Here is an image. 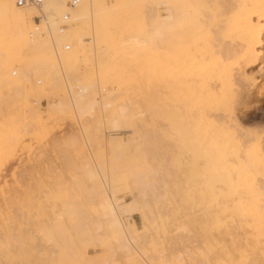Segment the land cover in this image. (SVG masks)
<instances>
[{
	"label": "rangeland",
	"instance_id": "obj_1",
	"mask_svg": "<svg viewBox=\"0 0 264 264\" xmlns=\"http://www.w3.org/2000/svg\"><path fill=\"white\" fill-rule=\"evenodd\" d=\"M107 2L113 5L115 0ZM212 4L217 5L216 22L199 25L217 34L214 33L219 38L217 50L223 51L230 45V39L233 40L230 32L241 1L214 0ZM167 6L166 0H148L142 8L146 12L155 8L158 14L166 15ZM201 12L194 6L190 9L191 15L206 18L207 12L204 11L205 15ZM31 31L32 27L28 32ZM82 38L91 56L89 60H80L79 70L93 72L88 74L93 75L97 84L98 113L102 119H108L102 124L103 150H98L82 131L83 125L72 104V97L79 92L78 84L59 64L54 73L60 84L54 92L42 99L34 93H24L29 94L30 108L42 114L40 122L26 111L17 93L0 76V136L6 140L0 145V264H132L128 254L121 253L125 249L123 243H118L108 231V216L94 194L86 161L72 144L77 134L84 142L88 140L89 145L84 144L90 161L104 177L102 186L123 207L120 211L123 224L137 233L138 241L128 242L130 247L126 250L132 247L131 250L142 254L139 257L148 261L145 264H202L207 239L223 235L217 228L220 219L225 223L223 229L232 234L226 237H233L234 231L238 239L264 237V222L258 227L250 217L242 218L230 210L223 212L219 189L206 190V162L201 157L203 144L197 129L189 122L184 95L200 83L204 68L216 67L214 61L198 57L191 64L186 43L177 49L173 47L175 44L167 43L153 51L154 56L142 75L125 68L119 80L106 85L97 73L94 48L97 44L91 18ZM46 39L57 58L51 41ZM56 40L59 52H64L59 38ZM260 49L262 59L247 70L250 74H256L264 64V43ZM30 60L31 56H24L14 62L9 67V75L20 78ZM29 81L38 87L45 84L44 78L37 74L31 75ZM257 96L237 117L242 130L261 132L264 149V94L258 92ZM102 101L111 102L112 107L103 112ZM123 106L127 108V115L114 130L110 118H119L125 111ZM161 108L165 110L160 112ZM112 142L117 144L114 151L109 148ZM133 175L136 178L141 175L138 179L141 182ZM42 229L61 232L50 239L43 236ZM57 235L62 236L61 241ZM211 263L217 264L215 260Z\"/></svg>",
	"mask_w": 264,
	"mask_h": 264
},
{
	"label": "bare ground",
	"instance_id": "obj_2",
	"mask_svg": "<svg viewBox=\"0 0 264 264\" xmlns=\"http://www.w3.org/2000/svg\"><path fill=\"white\" fill-rule=\"evenodd\" d=\"M166 1L169 6L166 11L168 13L160 15L155 8H151L147 12L142 8L148 0H115L113 5H109L107 0H80L75 9L67 7V0H49L45 5V12L48 14L54 30L57 27V17L66 12H69L71 16L69 33L60 36L59 42L69 41L71 48L73 45L74 49L63 50L64 52L61 53L58 50L56 58L50 47V42L46 38L29 36L28 30L34 24L33 17L38 14L37 10L35 8H19L16 6L15 0H0V76H3L5 85L17 93L15 95L18 96L26 111L33 113L35 119L40 122L42 114L30 108L27 100L29 94L24 93H34L33 95L38 99H42L54 92L60 84L54 73L59 64L62 70H65L78 84L79 92L72 97V104L83 125L82 131L89 135L98 150H103L105 145L102 124L108 119H102L98 113V99L95 97L97 84L93 75H90L93 72H89V70L87 73H81L79 70L80 60H89L91 56L89 47L82 38L84 31L88 30L90 18L94 41L96 40L97 44V47H94L97 73L101 75L99 77L103 78L106 85H110L114 80H119L125 68L137 70L142 75L154 56L153 51L158 47H165L167 43L169 45L173 43L176 45L173 47L176 48L182 43H186L185 49L191 64L195 63L199 57L202 60L210 59L216 65L213 70L210 66L204 68L200 83L184 95V107L189 122L197 129L203 144L201 157L206 162L204 172L206 190L212 192L215 188L219 189L222 202L220 209L223 212L230 210L232 214L238 213L242 218L250 217L260 227L264 222L262 135L261 132L242 130L238 124L237 113L244 111L250 102L258 97V92L264 94V64L259 67L256 74H250L247 71L262 59L263 51L260 48L264 43V0H240V10L230 32V37L233 40L230 39V45L223 51L221 48L219 51L217 50L220 45L217 43L219 38L214 35L215 32L211 31V28L207 29L205 26L199 25L200 23L214 25L216 22L217 5L212 4L214 0L212 2L211 0ZM193 6L199 14L201 11V13L206 11L207 15L205 12L204 15L208 18L191 15L190 9ZM24 56H31L30 63L22 69L20 78H12L8 72L10 65L20 61ZM33 74L42 76L45 84L41 87L30 84L29 78ZM28 84L30 88H28ZM68 88L70 89L69 84ZM143 96L147 101L148 95ZM101 104L103 112L106 108L112 107V103L109 101H102ZM61 105H64V102H61ZM157 106H159L158 103ZM123 108L125 111L120 113L119 118H110L113 126H116H114V130L117 129L118 123H121L119 121L127 115V108L124 106ZM164 110L161 108L160 112ZM74 138L72 144L85 159L87 175L95 191L94 194L102 211L108 216V231L118 240V243H123L125 249H121V253H127L132 264H145L148 261L146 259L144 261V258L140 259V254L131 250L132 247L128 251L126 250L130 247L128 242L133 244L138 241L137 233L135 229L125 227L120 214L123 207L120 202L114 201V194L110 195V192H106L102 186L101 179L104 177L97 165L90 161L85 146V144L89 145L88 140L85 139L84 142L80 134ZM5 143V138L0 136V145ZM109 148L114 151L117 144L112 142ZM133 176L136 178V175ZM139 177L136 179H140ZM139 181L141 182V180ZM105 188L107 189V187ZM208 217L210 216L208 215ZM208 217L206 218L209 219ZM217 223L219 234L223 235L216 238L214 235L212 237L210 235L211 238L207 239L206 252L202 254L206 261V263L203 261L205 264H212V260H215L217 264H264L263 236L257 235L252 239L243 240L235 237L234 231L233 237H226L230 233L229 230L223 229L225 223L221 219ZM47 230L42 229L43 236L54 239L57 231ZM76 231L78 232V230ZM65 235L68 234L65 233ZM57 237L61 241L62 236L57 235ZM174 244L176 245L175 242ZM171 254L173 253L171 252Z\"/></svg>",
	"mask_w": 264,
	"mask_h": 264
},
{
	"label": "built area",
	"instance_id": "obj_3",
	"mask_svg": "<svg viewBox=\"0 0 264 264\" xmlns=\"http://www.w3.org/2000/svg\"><path fill=\"white\" fill-rule=\"evenodd\" d=\"M49 0H15L17 7L22 9L35 8L38 12L33 17L34 24L32 26V31L30 32V37L41 36L48 38L55 51L58 52V42L56 37L64 36L69 29L70 13L66 12L63 15L57 17V27L54 30L48 14L45 12V5ZM80 3V0H67V7L69 9H75ZM64 51H69L71 49V44L69 42H61V47ZM16 74V71L14 72ZM41 83V80H38ZM70 90V89H69Z\"/></svg>",
	"mask_w": 264,
	"mask_h": 264
}]
</instances>
